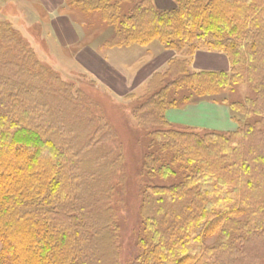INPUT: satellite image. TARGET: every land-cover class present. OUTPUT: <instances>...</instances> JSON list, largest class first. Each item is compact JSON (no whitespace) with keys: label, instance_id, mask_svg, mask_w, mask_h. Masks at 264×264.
Returning a JSON list of instances; mask_svg holds the SVG:
<instances>
[{"label":"rangeland","instance_id":"1","mask_svg":"<svg viewBox=\"0 0 264 264\" xmlns=\"http://www.w3.org/2000/svg\"><path fill=\"white\" fill-rule=\"evenodd\" d=\"M139 1L104 0L113 6L106 17L113 14L105 19L101 11L66 0L88 43L126 77L127 88L117 90L77 61L76 48L59 46L48 18L33 0H0V96H13L16 103L8 105L15 110L9 113L15 111L14 116L25 125H37L65 153V178L60 186L66 199L59 210L67 220L78 219L83 227L87 225L90 245L86 252L93 256L90 264H137L145 256L142 244L150 238L147 220H163L167 213L187 205L169 203L172 194H168L162 206L151 194L155 187L179 188L191 169L173 152L164 131H214L172 122L167 117L169 110L214 99L225 98L229 103L257 99L256 90L246 81L235 84L232 92L200 96L198 89L196 95L189 96L195 86L179 72L195 73L192 60L198 51L168 49L159 39L112 44L119 37L120 19ZM198 41L199 51H206V42ZM164 51L175 55L157 66L155 62ZM223 105L229 108V104ZM26 114L28 118L22 119ZM231 115L239 122V130L245 123L255 125L253 135L248 136L249 149L243 148L248 158L260 159L245 180L256 177L263 185L240 188L238 202L249 203V212L220 223L215 211L206 214L205 221L214 220L216 228L204 237L207 249L203 259L214 264H264V119L250 107L242 112L233 110ZM27 190L32 195L31 188ZM176 222L178 226L193 224L195 218L191 214ZM178 226L173 227L176 234H180ZM2 248L0 239V259L8 264Z\"/></svg>","mask_w":264,"mask_h":264},{"label":"trees","instance_id":"2","mask_svg":"<svg viewBox=\"0 0 264 264\" xmlns=\"http://www.w3.org/2000/svg\"><path fill=\"white\" fill-rule=\"evenodd\" d=\"M174 1L177 7L164 11L157 9L153 0H140L120 22L118 16L115 17L119 22L117 35L120 40L116 37L112 44L159 39L168 49L186 48L195 54L201 50L198 40L203 39L207 44V49H203L225 54L231 69L195 71L190 76L185 70L179 72L184 73L185 80L190 78L192 87L197 88L194 87L195 92L192 90L189 96L196 95L198 89L202 91L200 96L232 92L235 84L246 81L256 90V100L245 98L244 103H229L225 98L211 101L229 104L231 113L253 108L254 114L264 119V0ZM70 2L91 8V11H101L105 19L111 17L112 12L106 17V11L113 6L105 4L104 0ZM6 96H0V239L3 256L8 259V264H90L93 256L86 252L90 245L87 225L83 227L78 219L67 220L59 210L66 199L64 188L60 186L65 178V153L55 140L45 137L37 125L36 128L25 125L14 116L15 111L10 114L9 111L15 109L10 110L9 103L16 102L11 100L13 96ZM25 118H28L27 114L22 117ZM233 119L238 127L232 132L164 131L173 152L191 169L186 181L177 185L179 188L155 187L151 194L162 206L168 194H172L167 198L169 203L187 205L180 211L167 213L169 216L163 220L159 217L147 220L150 238L142 244L145 256L137 264H214L203 259V250L207 249L203 244L204 237L216 228L214 220L205 221L206 214L215 211V220L220 223L252 209L249 203L238 202V195L240 188L263 185L256 177L245 180V175L248 177L252 173V165L260 159L248 158L246 148H243H248V136L253 135L255 125L245 123L244 129L239 130V122ZM27 188H31L32 195ZM198 205L200 209L195 212ZM76 211L79 215V209ZM190 213L195 222L178 226L176 220L191 216ZM177 226L180 234L173 232V227ZM81 230L83 236H80ZM0 264L5 263L0 259Z\"/></svg>","mask_w":264,"mask_h":264},{"label":"crops","instance_id":"3","mask_svg":"<svg viewBox=\"0 0 264 264\" xmlns=\"http://www.w3.org/2000/svg\"><path fill=\"white\" fill-rule=\"evenodd\" d=\"M33 2L48 18V25L60 47L76 48L77 61L89 72L93 71L99 75L102 81L108 80L107 86L110 85L117 90L127 88L126 77L119 68L103 58L96 48L88 43L89 38L82 33L81 28H78L70 14V9L66 6V0H33ZM153 3L157 9L164 11H171L177 7L174 0H153ZM174 55L173 51H164L155 64L163 66ZM192 66L196 69L195 71H229L231 69L229 58L225 54L214 51H198L194 55ZM167 117L172 122L217 132H232L238 127L226 105L208 101L197 105L190 104L182 109L169 110Z\"/></svg>","mask_w":264,"mask_h":264}]
</instances>
